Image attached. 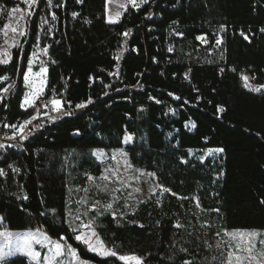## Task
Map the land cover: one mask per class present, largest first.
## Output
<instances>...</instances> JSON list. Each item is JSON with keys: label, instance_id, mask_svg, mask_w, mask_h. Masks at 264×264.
<instances>
[{"label": "trees", "instance_id": "obj_1", "mask_svg": "<svg viewBox=\"0 0 264 264\" xmlns=\"http://www.w3.org/2000/svg\"><path fill=\"white\" fill-rule=\"evenodd\" d=\"M106 2L53 0L48 6L40 0L22 49L15 48L11 62L0 65V94L15 82L0 103L1 129L6 121L21 123L36 114L21 107L23 74L34 48L48 47L47 84L36 104L40 118L32 121L21 152L0 150V168L8 170L0 179V229H42L67 239L84 260L123 264L75 241L67 212L69 201L73 208L75 196L90 185L87 176L104 172L92 153L124 149L134 168L154 173L171 192L160 203L150 199L115 209V220L111 214L99 217L100 238L118 254L145 258L144 264H180L186 254L168 259L173 244L188 248L197 264H221L212 260L220 253L212 244L218 232H264V0H149L139 9L129 7L117 24L107 23ZM0 5L10 9L17 2L0 0ZM53 13V29L43 28L42 18L51 20ZM4 24L1 18L0 28ZM220 28V56L188 63L183 54L207 57L214 50ZM201 36L208 45L197 39ZM244 77L261 90L250 91ZM53 96L65 101L64 110L72 115L49 120L44 103ZM88 99L93 103L76 107ZM141 120L148 131L138 143ZM128 134L135 136L133 146H124ZM215 149H223L220 171L190 156ZM93 216L89 211L85 218ZM177 222L187 231L176 228Z\"/></svg>", "mask_w": 264, "mask_h": 264}, {"label": "snow or ice", "instance_id": "obj_2", "mask_svg": "<svg viewBox=\"0 0 264 264\" xmlns=\"http://www.w3.org/2000/svg\"><path fill=\"white\" fill-rule=\"evenodd\" d=\"M79 3H83V0H78ZM127 2L136 9L142 4L148 3V0H127ZM40 0H23V4L26 5L25 8H21L19 6L13 7L8 13L9 23L4 25L3 33H4V46H0V65H7L12 60L11 49L12 48H20L22 49L23 45L20 42V37H26L28 35V24L30 23V18L35 14V8L39 5ZM53 4V0H47V5L51 6ZM59 7V5H56ZM124 7V5H121ZM0 11H3V6L0 5ZM18 14V15H14ZM73 15H77L74 13ZM120 14H117L119 16ZM52 19L56 20L57 17L55 13L52 14ZM14 20V23H13ZM46 18H42V24L46 23ZM109 23L115 24L118 22L117 19H113L109 17ZM42 27V25H41ZM9 30L13 34L9 38ZM223 30V29H222ZM261 32H264V28L260 29ZM131 34V29L124 32V36H129ZM47 35V33H45ZM244 35V33H241ZM247 40L248 37L244 36ZM197 39L202 42H206V38L201 36L197 37ZM221 40L217 39L216 44H220ZM50 47V45H49ZM171 51V48L169 49ZM41 54L44 56L48 55V47L34 48L32 55L27 59V69L23 74V82L25 87L29 89L27 93L24 94L23 103L21 107L27 110L28 107H32L35 109L36 114L31 117L29 120H25L19 124H5L4 127L10 128L13 132L12 135L5 134V139L12 141H23L28 139L30 135H32V129H28V125L32 124V121L38 120L40 118V109L36 106L37 99L44 94L45 87L47 84V73L48 68L46 67V61L40 59ZM123 55V52H120L116 59H119L120 56ZM39 63L38 71H34V67ZM56 61L53 60L52 63ZM223 71V70H221ZM113 75H117L118 73H112ZM3 81H8L9 77H2ZM246 81L245 87L249 88L250 91L259 92L261 89L258 87H251L248 83V77H244ZM15 87V82H10L7 87L3 88V93H9L10 89ZM52 93H55V89L50 90ZM119 91V89H117ZM107 95V93H105ZM171 95V93L169 94ZM176 99H180V97H175ZM3 100V97L0 96V101ZM64 103L59 98L53 96L50 100L44 103L45 108H49L50 111L58 113L57 116H52L50 114L48 116L49 120L55 121L59 119L61 116L72 115L70 111L64 110ZM92 99H88L86 103H80L76 107L77 108H85L88 104H92ZM159 103V101H157ZM69 107L71 105L69 104ZM222 110V109H221ZM43 125H36L35 127H42ZM192 127H195V124H192ZM27 129V131H26ZM132 141V137L130 135L124 137V143L128 144ZM17 144H8L0 143V150H4L6 147H18ZM215 152H222L223 149H215ZM213 151H210L208 154L212 155ZM93 156L96 157L98 161L105 165L104 172L99 177L87 176L88 181L90 182V188H84L82 191L85 193V196L76 200L75 203L79 206L75 210L72 209L71 204L72 201H69L68 204V212H67V223L68 227L74 233L75 241L82 243L86 246L89 252L95 253L100 257H116L119 261L123 262V264H144L143 257H140L135 254H118L113 247H108L106 243L100 238L96 228L99 225L96 223L99 217H102L106 214H111L112 218L115 220L117 218V211L114 209V203H118L120 197L115 195V193L121 192L122 188L126 187L128 181L125 179L124 173L131 171L135 173L137 170L133 168V165L128 160L127 153L121 149L118 153H114L111 155V159L116 161L115 165H108L106 154L103 151H95L92 153ZM2 158V157H0ZM202 159V158H201ZM185 163L187 161H184ZM121 169L124 171L122 172ZM13 172H19L18 168H13ZM144 175L143 173H141ZM7 173L3 168H0V176H6ZM147 176L153 177L154 173H147ZM119 184L120 187H116L115 185ZM157 189H159V197L157 198V203H160V197H163L165 193L171 192V189L167 187H163L162 185L156 184L152 189L153 195H156ZM92 191L94 200L91 204L88 201V193ZM73 190L69 189L71 193ZM77 192L81 191V189H76ZM134 191L139 192L140 189L136 188ZM98 194L110 195L112 202L102 203L100 199L95 198ZM172 195H176V193H172ZM27 199V197H24ZM131 195L129 199H131ZM180 199H187V197H180ZM143 202V201H141ZM264 202V201H262ZM196 206L200 207L198 198L196 199ZM124 208H129L130 206L125 203L123 205ZM81 208L84 209L81 212ZM89 211L95 212V216L87 219L86 221L82 219V217H87ZM218 211V210H217ZM126 213H121V215H125ZM143 227V225H140ZM176 228H184L185 231L187 229L184 225L179 222L175 225ZM201 227H205V225H201ZM210 227V225L208 226ZM0 235L4 237L11 238V232H4ZM217 236H221V233H217ZM225 237H229L231 241H236L235 248L231 249L225 253L223 248V243H228V241H217L216 248L221 251V264H264V249L257 250L254 244L255 238L260 235L257 231H246V230H236V231H226L222 234ZM187 243V242H186ZM207 244V242L205 241ZM261 244H264V239L260 241ZM33 245H38L40 249H46L47 255L43 257L45 264H89L88 261L82 260L79 256V253L76 248H74L71 244L67 242V239L64 237H60L59 240L53 239L50 235L44 233L41 230L36 231H28L22 234L20 241L17 242L15 251L11 249L10 246H6L5 249H0V262L5 261L7 258L13 255H23L28 258L30 264H40L42 253L40 250H37ZM173 248L172 254L168 256V259L174 261L176 259V253L179 252L181 254H186V258L180 262V264H197L194 253L190 252L186 247H179L176 249L175 244L171 245ZM207 247L210 249L211 245L207 244ZM63 257L64 259L58 260V258ZM191 257V258H187ZM218 257H212V260L215 261Z\"/></svg>", "mask_w": 264, "mask_h": 264}, {"label": "rangeland", "instance_id": "obj_3", "mask_svg": "<svg viewBox=\"0 0 264 264\" xmlns=\"http://www.w3.org/2000/svg\"><path fill=\"white\" fill-rule=\"evenodd\" d=\"M14 1H16L17 2V6H19L21 8H25L26 7V5L23 4V0H14ZM106 1H107L106 2V20H107V23H109L108 22L109 17H111L113 19H117L118 18V22L117 23H119L120 20L122 19L123 15H124V13H125V11L129 7L133 8L127 2V0H106ZM137 2H139V0H137ZM148 2H149V0H148ZM121 5H124V7H121ZM144 5L145 4H142L140 7H142ZM11 9L12 8H10V9H4L3 8V11H0V19L1 18H4L5 19V24H8L9 23L8 13H10ZM117 14H120V15L117 16ZM14 15H18V14H14ZM13 23H14V20H13ZM117 23H115V24H117ZM109 24H112V23H109ZM53 27H54V20L52 19V17H51V20L49 19V20H47L46 23L43 24V28H46L48 30H52ZM3 28H4V26L0 28V46L6 47V45H4V39H5V37H4V33H3ZM223 32H224V29L223 30L221 28L218 29V31H217V39H220L221 40V43L219 45L215 43L214 50H210L208 52L209 54H208L207 57H202L201 55H194L193 53H190L189 52V54H183L185 60L188 63H193V62H196V61H199V60H201V61H207V60H211L214 57H219L220 56V51L218 52V50L221 49L220 46L222 45V42H223V37H222V33ZM12 35L13 34L9 30V38ZM22 38L23 37H20V42H21ZM200 42H201V44L203 46L208 45L207 42H202L201 40H200ZM37 47L43 48L41 46V44H39ZM14 49L15 48H12L10 50L11 51V55H12V51ZM40 59H43L44 61H46V67H47V57L44 56L43 54H41ZM38 69H39V63L37 62V65L34 67V71H38ZM28 91H29V89L27 87H25V93H27ZM3 94L4 93L2 92V94H0V96L3 97ZM42 98H43V95L40 96L37 99L36 104ZM0 103H1V101H0ZM30 109H33V108L32 107H28L27 108V110H30ZM147 131H148L147 125L141 120L140 125H139L138 143H143L144 142V140L146 139ZM132 141L130 143H128V144H125V146L126 145H130L132 143ZM119 150H121V149H115V150H112L110 152H106V151L101 150V149H98V150H95V151H103L106 154V159H107L108 165L111 166V165H115L116 164V161H114V160L111 159V155L114 154V153H118ZM210 151H213V150H208V151H191L190 152V156L195 161H199L202 164H208L211 169H213L215 171H220V167H221V160H220L221 152H215V151H213V154L212 155H209L208 153ZM127 156H128V154H127ZM128 160H129V157H128ZM98 162L101 163L100 161H98ZM102 165H104V164H102ZM104 167H105V165H104ZM134 169H136V168H134ZM136 170L137 171L135 173H133L131 171H128V172L124 173L125 179L128 181V184H127L126 187L122 188L121 192L115 193V195H117V196L120 197V200H119L118 203H114V209L124 208L123 205L125 203H127L130 207L129 208H124V209H126V210L132 209L133 207L138 206L140 203L146 202V201H148L150 199H156L157 200V198L159 197V189H157L156 195H153V193L151 191V189L156 184H159L158 181H157V179H156V177L155 176H153V177L147 176L146 175L147 172L144 171L143 169H136ZM121 171L123 172L124 170L121 169ZM141 173H143L144 175H142ZM115 186L116 187H120L119 184H117ZM86 188H90V185H88ZM136 188H139L140 191L139 192L134 191V189H136ZM130 195L132 197L131 199H129V196ZM84 196H85V193L83 191H82V194H81L80 197L75 196L74 201H73V208H72L73 210H75L76 208L79 207L75 203V201L76 200H79L80 198H82ZM95 198L100 199L102 203L112 202L110 195L98 194ZM93 200H94L93 193H92V191H89V193H88V201H89V204L92 203ZM161 200H162V197H160V201ZM141 201H143V202H141ZM80 210H81V212H83V208H81ZM201 212L202 211L198 207L197 213L200 214ZM82 219H84L86 221V218L85 217H82ZM36 230H41L44 233H46L42 229L24 230V231H11V230H7V229H0V234H2L4 232H11L13 234L11 238H7V237H4L3 235H0V249H5L6 246H10L11 249L13 251H15L16 244H17L18 241H20V238H21L22 234H24V233H26L28 231H36ZM224 232H226V231L221 232V236L213 237L212 244L216 247V243H217L218 240L219 241H222V242L228 241V243H223V248H222V250L225 253H227L230 250V246H231V249H234L235 248L236 241H231L229 237L223 236L222 234ZM258 233H260V235H258L255 238L254 244H255L256 249L257 250H260V249H264V244H261L260 243V241L262 239H264V232H258ZM53 239H55V238H53ZM57 240H59V239H57ZM33 246L35 248H37V250H40L41 253H42L40 264H45V261H44L43 257L47 255L46 249H40L38 245H33ZM85 248H86V246H85ZM86 250H87V248H86ZM220 256H221V251H220V253L218 255V258ZM17 258H23V259H25L28 262V264H30L28 258H26L23 255H13V256L7 258L5 261L0 262V264L14 261ZM101 258H109V257H101ZM61 259H64V258L63 257L58 258V260H61ZM81 259L84 260L83 258H81ZM219 260H221V259H219ZM85 261H88V260H85ZM88 262H89V264H95V263H93L91 261H88Z\"/></svg>", "mask_w": 264, "mask_h": 264}, {"label": "built area", "instance_id": "obj_4", "mask_svg": "<svg viewBox=\"0 0 264 264\" xmlns=\"http://www.w3.org/2000/svg\"><path fill=\"white\" fill-rule=\"evenodd\" d=\"M242 36H244V35H242ZM49 112H50V115H52V116H54V115H58V113H55V112H51L50 111V106H49ZM25 121V120H24ZM24 121H22V122H24ZM21 122V123H22ZM5 124H13V123H11L10 121H6L4 124H3V127L0 129V143H4L5 145H8V144H17V143H19V146L18 147H11V149L14 151V152H21L22 150H23V147H22V145H21V143H22V141H12V140H7V139H5V134H7V135H12L13 134V132H12V130L10 129V128H7V127H4V125ZM14 124H19V123H14ZM31 126H32V124L31 125H28V129H30L31 128ZM26 131H27V129H26ZM128 135H130V134H128ZM127 135V136H128ZM131 137H132V143L130 144V145H126V146H133L134 145V143H135V136H133V135H130ZM124 146H125V143H124ZM10 168V170H12L13 169V167L12 166H9ZM5 170V172L7 173V175H8V170H6V169H4ZM7 175L6 176H0V179H6V177H7Z\"/></svg>", "mask_w": 264, "mask_h": 264}]
</instances>
